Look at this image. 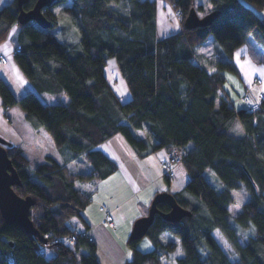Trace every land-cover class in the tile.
Returning a JSON list of instances; mask_svg holds the SVG:
<instances>
[{
  "label": "trees",
  "instance_id": "trees-1",
  "mask_svg": "<svg viewBox=\"0 0 264 264\" xmlns=\"http://www.w3.org/2000/svg\"><path fill=\"white\" fill-rule=\"evenodd\" d=\"M164 1L182 24L195 8V0ZM35 2L27 0L22 9L31 10ZM210 7L204 15L219 12L210 25L183 26L163 38L157 35L155 0H57L41 10L51 24L47 29L20 25L16 0L0 8V43L10 36L23 75L39 94L67 97L57 104H44L36 93L16 98L0 79L1 105L20 107L25 120L44 128L66 156L62 163L47 155L31 169L19 146H5L20 180L13 191L33 201V232L5 223L0 214V264H100L93 240L65 239L77 230L69 224L73 218L87 231L82 212L90 196L76 185L116 171V163L97 148L115 136L138 159L159 150L182 151L187 182L172 195L191 213L176 223L156 214L144 236L152 249L141 252L140 240L128 241L123 264H264V99L254 112L237 109L224 90V73L238 75L233 55L248 38L264 52V19L255 12L264 11V0H210ZM210 38L218 49L205 58L198 48ZM109 59L128 90L125 101L105 76ZM69 161H84L89 173L69 171ZM238 191L247 200L232 216ZM156 207L169 211L164 203ZM43 247L54 256L47 259Z\"/></svg>",
  "mask_w": 264,
  "mask_h": 264
},
{
  "label": "crops",
  "instance_id": "crops-1",
  "mask_svg": "<svg viewBox=\"0 0 264 264\" xmlns=\"http://www.w3.org/2000/svg\"><path fill=\"white\" fill-rule=\"evenodd\" d=\"M15 30L16 28L13 29L12 33H14ZM252 46L253 48L246 42L234 52L233 63L237 69L238 75L231 72L224 73V90L231 103L237 109L245 107L241 102V98L244 94L250 93L256 96L260 90H264V84L260 87L255 86L256 79H261V77L263 78L264 76V63L254 59L257 48L259 51L261 50L259 47ZM14 51L15 49L10 36L5 42L0 43V55H4L7 58L6 63L0 62V79L8 85L14 97L21 98L28 93H36L44 104L67 102L66 96H63L61 100H57L49 94H39L14 61ZM114 69L113 72L116 81L119 79L124 83L116 68ZM117 95L121 98L129 97L126 85L124 93L121 95L118 93ZM3 110L7 111V108ZM1 113L4 115L5 112L0 109V135L14 139L17 144L13 145L23 148L19 143L21 138L18 135V138L14 135L12 128L9 127L4 119L5 116L3 117ZM30 127V124L27 123L25 126L26 135H31V130L33 129ZM7 130H9L13 136L7 135L5 133ZM34 132L35 136L39 134L40 137L41 135L42 137H44V135L47 138L48 136L50 137L49 133L44 128L34 129ZM97 148L110 157L116 163L117 168L108 178L103 180L94 179L91 181V189L88 193L90 196V203L83 210L82 217L87 227L88 234L97 246V256L100 264H123L130 255L127 242L132 230L130 229L131 226L126 230L118 226H122L127 221H129V225H132L136 219L147 215L148 207L156 193L165 191L177 193L181 191L187 182V175L183 165L177 164L173 167L175 179L171 181L169 179V184H167L164 178L165 173L163 167L167 160V151L159 150L143 159H138L120 136L110 138ZM162 151L164 152L163 154L160 153ZM67 163L68 162L65 163L66 167H68ZM120 170H122L124 180L127 184L133 185L131 194H121L126 191L121 188L124 186L123 184L113 191H110V193L101 194V186L113 175L121 172ZM109 205L111 211H108ZM100 207L104 209L102 210ZM122 207L125 208V212L121 214L119 211ZM124 213H126V215H124ZM76 219L79 225L75 222L72 224V226H74L72 228H84L83 223L78 218ZM106 219L110 220L113 228H109ZM117 220L120 221V224L117 223ZM114 224H117V228H115ZM107 253L109 255L111 254L113 258H108L106 255ZM118 256L121 257L117 259Z\"/></svg>",
  "mask_w": 264,
  "mask_h": 264
},
{
  "label": "rangeland",
  "instance_id": "rangeland-1",
  "mask_svg": "<svg viewBox=\"0 0 264 264\" xmlns=\"http://www.w3.org/2000/svg\"><path fill=\"white\" fill-rule=\"evenodd\" d=\"M155 1L157 4V9H158V14H157V35H158V37L163 38L164 36H166L168 34L181 31L183 26H184V23L182 24L181 18L179 17L178 13L172 8V6L164 0H155ZM8 2H10V0H0V8L3 5L7 4ZM66 3L67 2H65V1L60 2L59 6H63ZM194 3H195V8H199L200 6L202 7V10H198L199 13H197L199 17H203L204 12L209 11L211 9L210 0H195ZM53 7H55V6H53ZM255 12L257 13V15L259 17L264 19V11H255ZM56 36H57V38L61 39V31L60 30L56 32ZM247 43H249L252 48H253L252 45L258 47L253 42V40L250 38L247 39ZM217 49H218V46H217L216 42L212 38H210L206 44H204L198 48V53L203 55L205 58H210L212 56V53H215V51ZM255 54L256 55H255L254 59L264 63V52L262 50L259 51L257 48V52ZM114 68H116L115 60L114 59L107 60V65L105 68V76L110 81L112 88L115 89L116 94L119 93L121 95L124 93L125 85L119 79H118V81H116V79L114 77V72H113L115 70ZM261 79H264V76H263V78L261 77ZM261 85L256 84V81H255L256 87H260ZM263 93H264V90L262 89V91L260 90L258 92V94L254 97H258L259 95H261ZM0 100H1V97H0ZM122 100L125 101L126 98H122ZM241 102L245 106L244 101H242V99H241ZM0 103H1V101H0ZM0 109H2L3 112H5L4 115H3V113H1V115L3 117L5 116L4 119H5L6 123L9 125V127L12 128L14 135H16V136L18 135L21 138L19 143H20V145H22L23 148H21V147L20 148H21L22 152L25 154L26 158L28 159L31 169L34 166L38 165L39 163H42L44 161V158L46 155L54 157L59 162L65 161L64 158L66 156H63L61 154V152H59L57 150V148L55 147L51 137L48 136V138H47L45 135H44V137H42V135L40 137L39 134H37V136H35L34 135V133H35L34 128L31 125H30L31 126L30 128L33 129V130H31V135H26L25 126L27 125L28 122L25 120L24 112L22 111V109L20 107L12 106V107H8L7 111H4L3 109H5V108L1 105ZM5 133L9 136H13L9 130H7ZM18 136H17V138H18ZM0 138L5 140L9 144H14V145L17 144L14 141V139L9 138L7 136H4V135L1 136L0 135ZM160 153L163 154L164 152L162 151ZM177 164H180V161L175 163L173 165V167ZM67 166H68L67 169L69 171L72 170L71 172H74V173H79V172L89 173V171H90L89 166L84 161H69L67 163ZM120 171L121 172L113 175L111 178H109V180L107 182H105L103 184V186H101V189H100L101 194L102 193L103 194L110 193V191H113L114 189L118 188L121 184L124 185L121 188L126 190L121 194L122 195H124L125 193L131 194L133 185L127 184V182L124 180V175L122 173V170H120ZM169 179H170V181L175 179L174 170H173V175L171 177H169ZM91 181L92 180L82 181V182L77 183L76 186L80 189L81 192L88 195V193L91 189V187H90V185L92 184ZM234 199H235V202L230 207V214L232 216H234L236 213H238L240 211L242 203H244L247 200L246 195L243 191L236 192L234 194ZM131 204H132V202H131ZM149 207H148V210H149ZM146 210H145V212H146ZM108 211H111L110 205H109ZM123 212H125L124 207H122L120 209L119 213L122 214ZM147 213H148V211H147ZM124 215H126V213H124ZM76 221H77L76 218L71 219V221L69 223L70 226L74 227V226H72V224L75 223ZM76 223H77V225H79L78 222H76ZM117 223L120 224V221L117 220ZM114 225H115V228H117V224H114ZM129 226H131L130 229L132 230L133 223H132V225H129V221H127L122 226H118V227L119 228H125V230H126L127 228L129 229ZM109 228H113V227L109 226ZM77 230L83 231L84 228L80 227ZM213 236H214L215 240L217 241V243L220 245V247L223 249V251L226 252L229 250V247L226 244L224 238L217 231H215L213 233ZM65 240L68 241L67 239H65ZM136 248L138 250H140L141 252H148L152 249V245L149 242V240L146 237H144L143 239H141L137 243ZM42 252L47 259L53 257L55 254L54 250L52 248H49V247H43ZM106 255L110 259L113 258V256H111V254L109 255L107 253ZM120 257L121 256H118L117 259ZM115 259H116V257H115Z\"/></svg>",
  "mask_w": 264,
  "mask_h": 264
},
{
  "label": "water",
  "instance_id": "water-1",
  "mask_svg": "<svg viewBox=\"0 0 264 264\" xmlns=\"http://www.w3.org/2000/svg\"><path fill=\"white\" fill-rule=\"evenodd\" d=\"M57 0H36L34 7L29 11H24L22 5L27 0H16L19 6V14L17 21L20 25L28 22H34L39 27L47 29L51 24L43 16L41 10ZM218 11H212L203 17H199L195 8H191L184 20V28L194 29L197 27H205L218 16ZM10 145L0 138V214L5 223L18 224L27 232H33V226L29 219V211L33 205L30 197L20 198L13 191L12 187L20 184L19 177L7 156L5 146ZM164 203L169 206V211L165 214L160 213L157 204ZM161 214L163 219L170 223H176L183 217L190 216L191 213L182 209L175 201L172 193L158 192L153 197L147 215L136 219L133 223L132 231L128 241L141 240L150 227L154 216ZM46 243V241H43Z\"/></svg>",
  "mask_w": 264,
  "mask_h": 264
},
{
  "label": "built area",
  "instance_id": "built-area-1",
  "mask_svg": "<svg viewBox=\"0 0 264 264\" xmlns=\"http://www.w3.org/2000/svg\"><path fill=\"white\" fill-rule=\"evenodd\" d=\"M16 51H18V49H16ZM0 62L6 63L7 58L4 55H0ZM256 84L261 85V84H264V82H262L261 79H256ZM241 99H242V101H244L245 108L249 111L254 112V111L259 109V102L262 99H264V93L259 95L258 97H254L250 93H246L243 95V97ZM182 155H183L182 151L180 149H177V148H172L168 152L167 162L164 164L165 175H167L168 177H171L173 175V165L175 163L181 161ZM100 209L103 210L104 208L100 207ZM106 223L108 226L113 227V225H111L112 223L110 222L109 219L108 220L106 219ZM78 236L88 237L90 240H92V238L88 234V231H86V230H83V231L76 230L74 233L67 236V240L69 242H74Z\"/></svg>",
  "mask_w": 264,
  "mask_h": 264
}]
</instances>
